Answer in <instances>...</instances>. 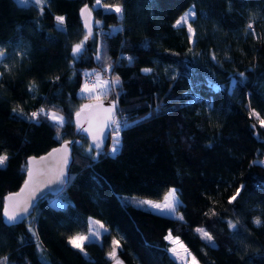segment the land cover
Listing matches in <instances>:
<instances>
[{"label":"trees","instance_id":"1","mask_svg":"<svg viewBox=\"0 0 264 264\" xmlns=\"http://www.w3.org/2000/svg\"><path fill=\"white\" fill-rule=\"evenodd\" d=\"M189 10L194 35L175 26ZM0 52V264H181L167 233L200 264H264V0H47L43 11L0 0ZM88 69L119 79L97 100L126 117L115 154L111 133L97 151L74 122L95 102L78 96ZM41 109L65 123L32 118ZM63 142L62 191L8 223L4 198L25 180L27 158ZM170 187L183 219L129 203ZM89 216L108 231L79 250L69 240Z\"/></svg>","mask_w":264,"mask_h":264},{"label":"water","instance_id":"2","mask_svg":"<svg viewBox=\"0 0 264 264\" xmlns=\"http://www.w3.org/2000/svg\"><path fill=\"white\" fill-rule=\"evenodd\" d=\"M82 9L80 11V17L84 27L88 30L91 23V14L88 16L82 14ZM108 109H111V112L106 111ZM77 113H80V115L77 116ZM77 113L74 115V122L77 127L88 138L90 145L95 150H102L106 146L109 138L111 122L108 118L115 116L116 106L112 103L95 101L82 107ZM94 137L97 139L94 140ZM69 161V142H63L43 155L28 157L25 180L16 192L9 193L4 198L2 211L4 218L7 220L5 211L11 210L7 199L9 196L15 197L21 206H23L24 202H28L30 205L28 211L22 213V218L16 222L20 223L32 212L34 203L40 197L46 194L56 195L61 192L66 183ZM61 171L63 173L62 175ZM26 183L28 184L27 188H25ZM113 264H116V261ZM121 264L124 263L121 262Z\"/></svg>","mask_w":264,"mask_h":264},{"label":"rangeland","instance_id":"3","mask_svg":"<svg viewBox=\"0 0 264 264\" xmlns=\"http://www.w3.org/2000/svg\"><path fill=\"white\" fill-rule=\"evenodd\" d=\"M18 1L21 4H25V3L30 2V1L36 2V0H18ZM113 8H115V7H113ZM185 13H183L181 16H183ZM107 72L109 73V71H107ZM85 74L92 76V79H94V81H95V85H91L89 83L84 82L82 84V87L78 91V96L83 97V98H87V99H91V101L100 100V98L107 93L110 86L112 84H114L116 81L113 78H108L107 76H103L101 72H98L94 69L86 70ZM85 86H87V88L90 89L91 91H85L84 90ZM49 113H56L58 116H62V114H60L59 112H56V111H49ZM118 137L119 136H118L117 132L111 133L110 145L108 148V151L111 154H113V152H112L113 146H116L117 148L119 146ZM117 141H118V143H117ZM173 189H175V188L170 187L166 191V193L164 194L162 199H160V200H153V199H149V198H139V197H129L128 200H129V203L133 206L140 207V208L149 210V211L157 213V214L170 216V217H174V218H179V217H181V214H180V212H178L177 209H176L175 213H172V212H169L167 207H166V205L173 202V198L170 195V193L172 192ZM175 196L177 197V206H178L179 205V198H178V194H177L176 189H175ZM141 201H151L152 203L146 204V203H141ZM156 204L160 205V207L156 208V207L152 206V205H156ZM87 224H88V230L86 232L78 233V234H75L73 236V237H76V236L87 237V239L82 242V245H83V243H85L87 241H99L101 235L108 231V228L103 224L102 221H100V220H98L92 216L87 217ZM101 225H103V227H101ZM94 233H99V235H95ZM166 237H170V238L166 239ZM165 239L168 242V251H169L170 255L174 259H176L179 263H181V264H200L196 260V258L191 254V252L188 250V248L181 241H179L176 237L172 236L170 233H167L165 236ZM173 241H175V243ZM78 249L81 250V248H78ZM185 249L187 250V252H185ZM113 250H115V252H116L115 246L113 247V249L110 253H112ZM110 253H109V256H110ZM193 257L195 258L194 261L192 259Z\"/></svg>","mask_w":264,"mask_h":264},{"label":"snow or ice","instance_id":"4","mask_svg":"<svg viewBox=\"0 0 264 264\" xmlns=\"http://www.w3.org/2000/svg\"><path fill=\"white\" fill-rule=\"evenodd\" d=\"M47 0H36V4L40 5L41 6V11H43V6L46 4ZM96 5L97 6H101V0H96ZM113 11H115L116 13H121L122 12V9L117 6L115 7L114 9H112ZM82 14H85L86 16L90 15L91 14V10L85 6L84 9H82ZM195 13L191 10H189L188 12H186L183 16H181L177 21H176V24L175 26L176 27H181V26H184V25H187L188 27V31L190 33H192L193 35L195 34L194 33V29L191 27V24L189 23V17L190 16H194ZM56 21L58 22L59 25H63L64 24V17L62 16H57L56 17ZM249 28L252 27V25H249L248 26ZM85 39H87V37H85ZM81 48H82V44H78L75 46L74 48V52L73 54H77L81 51ZM3 53L0 52V56H2ZM145 71H151L150 69H145ZM243 75V74H241ZM115 83H119V79L117 78V80L115 81ZM85 91H91L90 89L87 88V86H85ZM114 107V106H113ZM108 112H111V109H108L106 110ZM45 115L47 116L49 119H51L52 121H54L56 124L58 125H63L65 123V118L63 116H58L56 113H47L44 111V109H41L39 113L37 112H33L31 114L32 118H38L39 115ZM252 115H257V113L255 112H252L251 113ZM80 113H77V116H79ZM110 120V122L113 124V125H118V121H116L114 119V117H109L108 118ZM107 123V121H106ZM261 125L264 126V120H261ZM97 138L94 137V140H96ZM118 143V141H117ZM56 151H60V150H56ZM118 151V148L116 146H113L112 148V152L113 154H115L116 152ZM8 157L6 155H0V167H3L5 165V162L7 161ZM65 162H66V159H65ZM30 174V178H31V172L29 173ZM62 171H61V175H62ZM28 187V184L26 183L25 184V188ZM242 187V186H241ZM240 194V190L237 189L235 195H233L231 197V200H235L237 196H239ZM170 195L172 196L173 198V202L166 205L167 209L169 212H172V213H175L176 212V209H177V197L175 196V189L172 190V192L170 193ZM8 201H9V204H10V207H11V210H6L5 211V216L7 218V222L10 223V224H14L18 221V219L22 218V213H26L28 211V207L30 206L28 204V202H24L23 206H21L20 202L13 196H9L8 198ZM231 202V201H230ZM141 203H146V204H151L152 202L151 201H141ZM153 207H156V208H159L160 205L156 204V205H152ZM180 219H183V217H179ZM255 223L259 224L260 221L259 220H256L254 221ZM98 223V222H97ZM101 227H103V225H101ZM229 227H232V228H235L236 225L235 224H229ZM197 231L201 234L202 238L211 242L212 241V236L206 232L205 230L203 229H197ZM95 235H99V233H94ZM170 237H166V239H168ZM87 237L85 236H76V237H72L70 238L69 240V243L75 247V248H81L82 249V242L84 240H86ZM175 243V241H173ZM114 243H117L118 242H114ZM175 251V250H174ZM185 252H187V250L185 249ZM110 256L113 258V259H116V254H115V250H113L112 253H110ZM193 261H194V257L192 258ZM116 264H121V262L119 260H116Z\"/></svg>","mask_w":264,"mask_h":264},{"label":"built area","instance_id":"5","mask_svg":"<svg viewBox=\"0 0 264 264\" xmlns=\"http://www.w3.org/2000/svg\"><path fill=\"white\" fill-rule=\"evenodd\" d=\"M106 76H107L108 78H112V75H111L110 73H108V72L106 73ZM84 82H85V83H89V84H91V85H95V81H94V79H92V76H90V75H85V77H84ZM114 119H115L116 121H118V125H113V124L111 123L109 134L112 133V132H117V133H118L119 130H120V128L124 125V123H125V121H126V117L123 116V115H116V114H115Z\"/></svg>","mask_w":264,"mask_h":264}]
</instances>
